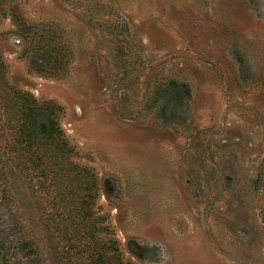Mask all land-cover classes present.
Here are the masks:
<instances>
[{"label":"rangeland","instance_id":"rangeland-1","mask_svg":"<svg viewBox=\"0 0 264 264\" xmlns=\"http://www.w3.org/2000/svg\"><path fill=\"white\" fill-rule=\"evenodd\" d=\"M14 9L67 48L64 77L29 67ZM0 52L11 86L62 108L125 258L264 264V0H0ZM28 173L2 207L38 247L13 264H66L71 200Z\"/></svg>","mask_w":264,"mask_h":264},{"label":"trees","instance_id":"trees-1","mask_svg":"<svg viewBox=\"0 0 264 264\" xmlns=\"http://www.w3.org/2000/svg\"><path fill=\"white\" fill-rule=\"evenodd\" d=\"M11 19L17 36L25 41L22 56L29 67L45 77H64L68 72L69 52L56 40L53 31L30 22L15 9ZM180 93L184 94L183 88ZM61 112L58 104L38 102L30 92L11 86L0 52V264H13L21 252L28 253V256L23 254L25 258L37 252L38 246L29 239L18 238L12 244V231L19 223L12 227L13 222L10 224L12 220L2 207L7 197L12 196V178L28 172L38 187L47 192L52 206L71 200L66 204L70 210L63 218L61 229L65 248L55 253L61 261L136 264L122 254L108 216H100L94 210L93 176L90 170L72 162L73 149L60 126ZM52 214L45 223L48 230L54 229Z\"/></svg>","mask_w":264,"mask_h":264}]
</instances>
